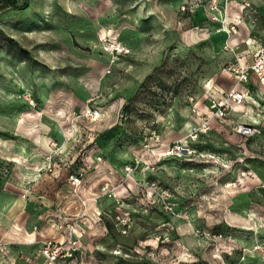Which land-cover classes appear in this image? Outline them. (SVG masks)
I'll return each instance as SVG.
<instances>
[{"label":"rangeland","instance_id":"obj_1","mask_svg":"<svg viewBox=\"0 0 264 264\" xmlns=\"http://www.w3.org/2000/svg\"><path fill=\"white\" fill-rule=\"evenodd\" d=\"M25 1L0 12L1 263L73 231L55 264H264L256 93L191 138L264 0Z\"/></svg>","mask_w":264,"mask_h":264},{"label":"built area","instance_id":"obj_2","mask_svg":"<svg viewBox=\"0 0 264 264\" xmlns=\"http://www.w3.org/2000/svg\"><path fill=\"white\" fill-rule=\"evenodd\" d=\"M228 33L236 34L234 27L230 28ZM228 50L233 54V60L225 65V71L233 81V86L218 98L210 99L209 106L205 117L201 118L202 122L199 127L192 131L191 138L195 140L201 132H205L211 122L217 121L219 123L232 122V117L236 110L246 105L249 100V90L247 85L254 83L264 89V31L257 42L256 48L251 54L250 63L241 61V58L236 55V48L229 47ZM245 88H241L244 87ZM89 117H97L96 110L87 111ZM236 132L245 138H250L258 134V130L253 126L236 125ZM187 152L181 146L172 147L171 153ZM129 168L126 169L128 171ZM71 183L74 186L79 185V178L72 177ZM74 232H70L65 242L61 245H52L50 243L44 244L39 253L43 257L42 264H55L58 260H70L74 257L77 249V239L74 237Z\"/></svg>","mask_w":264,"mask_h":264},{"label":"crops","instance_id":"obj_3","mask_svg":"<svg viewBox=\"0 0 264 264\" xmlns=\"http://www.w3.org/2000/svg\"><path fill=\"white\" fill-rule=\"evenodd\" d=\"M263 30H264V28L262 27L260 30H257L256 32H250V34H249V36H248L247 39H238V36H239L238 34L236 36H234L232 39H229V44L232 47L236 48V52L235 53H236V55L238 57L241 58V61L242 62L250 63V61H251V54L254 51V49L256 48L257 42L259 41L258 38L261 36ZM247 42H248L249 45L247 44ZM228 78L230 79V76L229 75H228ZM251 82L252 83H250L249 85H247L248 90H249V95H250V93L255 92L256 93L255 96L257 98L256 101L253 100V103L252 104L256 108H260L261 110H263L264 109V89L259 88L254 83L253 80ZM231 86H233V84ZM245 87L246 86L241 87V88H245ZM249 99H251L250 96H249ZM242 107H244V106L239 107L237 110H239ZM237 110H236V112H237ZM263 112L264 111H262V113ZM10 234L11 233H9L8 235H10ZM33 235L37 236L38 234L36 235V234L32 233L31 234V237ZM3 245H4L5 248H9L10 247V246L7 247L6 243H4ZM5 248H3V249H5ZM0 264H2L1 261H0ZM6 264H17V263L15 261H10L9 263H6Z\"/></svg>","mask_w":264,"mask_h":264},{"label":"trees","instance_id":"obj_4","mask_svg":"<svg viewBox=\"0 0 264 264\" xmlns=\"http://www.w3.org/2000/svg\"><path fill=\"white\" fill-rule=\"evenodd\" d=\"M20 0H0V12L5 10H24L27 7V1L22 5H18ZM127 106L123 107V112H127Z\"/></svg>","mask_w":264,"mask_h":264}]
</instances>
